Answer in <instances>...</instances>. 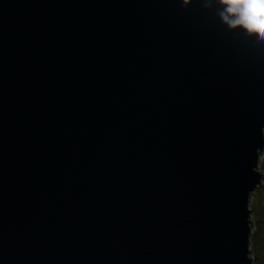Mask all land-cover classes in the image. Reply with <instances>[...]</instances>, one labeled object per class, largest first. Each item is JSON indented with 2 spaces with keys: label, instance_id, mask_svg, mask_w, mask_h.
Wrapping results in <instances>:
<instances>
[{
  "label": "water",
  "instance_id": "95a60500",
  "mask_svg": "<svg viewBox=\"0 0 264 264\" xmlns=\"http://www.w3.org/2000/svg\"><path fill=\"white\" fill-rule=\"evenodd\" d=\"M207 2L0 0V264H254L264 40Z\"/></svg>",
  "mask_w": 264,
  "mask_h": 264
},
{
  "label": "clouds",
  "instance_id": "9594fccd",
  "mask_svg": "<svg viewBox=\"0 0 264 264\" xmlns=\"http://www.w3.org/2000/svg\"><path fill=\"white\" fill-rule=\"evenodd\" d=\"M218 2L223 6L219 16L229 28L241 27L249 35H256L264 40V0H218ZM188 3L189 0H183V5ZM204 6L209 7L210 0ZM259 162V168L262 170L264 154L260 155Z\"/></svg>",
  "mask_w": 264,
  "mask_h": 264
},
{
  "label": "rangeland",
  "instance_id": "374dc122",
  "mask_svg": "<svg viewBox=\"0 0 264 264\" xmlns=\"http://www.w3.org/2000/svg\"><path fill=\"white\" fill-rule=\"evenodd\" d=\"M262 154H264V151ZM261 167L262 170L260 171L262 172V176H264V165ZM250 200L249 208L251 215L254 213L255 220H252L251 237L253 236V231L257 230L258 233L256 241L254 240L252 241V245L250 244L251 256L254 264H264V177Z\"/></svg>",
  "mask_w": 264,
  "mask_h": 264
},
{
  "label": "trees",
  "instance_id": "16d2710c",
  "mask_svg": "<svg viewBox=\"0 0 264 264\" xmlns=\"http://www.w3.org/2000/svg\"><path fill=\"white\" fill-rule=\"evenodd\" d=\"M252 220L255 221L254 220V213H253V215H251V222H253ZM252 233H253V236L250 238V244L251 245H252V241H254V240L256 241V239H257L256 237L258 235L257 230L253 231Z\"/></svg>",
  "mask_w": 264,
  "mask_h": 264
}]
</instances>
